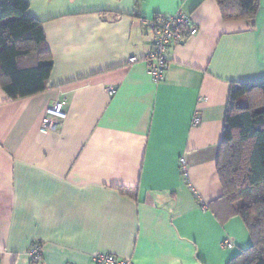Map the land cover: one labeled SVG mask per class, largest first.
I'll use <instances>...</instances> for the list:
<instances>
[{
  "label": "crops",
  "instance_id": "0c3cea01",
  "mask_svg": "<svg viewBox=\"0 0 264 264\" xmlns=\"http://www.w3.org/2000/svg\"><path fill=\"white\" fill-rule=\"evenodd\" d=\"M27 2L53 66L40 93L12 100L0 87V264H36L34 243L38 264H227L246 249L216 164L230 87L264 79V0L237 20L217 0ZM177 12L197 32L169 45L154 83L141 21ZM60 91L66 117L52 131L41 121Z\"/></svg>",
  "mask_w": 264,
  "mask_h": 264
},
{
  "label": "trees",
  "instance_id": "16d2710c",
  "mask_svg": "<svg viewBox=\"0 0 264 264\" xmlns=\"http://www.w3.org/2000/svg\"><path fill=\"white\" fill-rule=\"evenodd\" d=\"M217 2L225 20L252 19L257 9V0ZM28 9L27 0L0 1V87L12 100L44 91L53 66L42 22ZM216 170L221 198L251 241L227 264H264V79L230 87Z\"/></svg>",
  "mask_w": 264,
  "mask_h": 264
},
{
  "label": "built area",
  "instance_id": "2783aa9c",
  "mask_svg": "<svg viewBox=\"0 0 264 264\" xmlns=\"http://www.w3.org/2000/svg\"><path fill=\"white\" fill-rule=\"evenodd\" d=\"M1 1V0H0ZM142 25L144 28L151 32L153 35V46L151 51L145 57L148 73L154 83H158L164 75V72L168 64V48L172 42L183 41L184 38L190 37L196 34L197 27L192 22L188 15L181 12H177L173 16L155 15L151 18L142 19ZM135 57H130L129 62H134ZM108 91L112 93V88H108ZM67 93L60 91V97L46 109L45 116L42 118V127L58 131L62 124V121L66 117L67 106ZM200 123L198 116L193 117L192 126ZM180 173L188 181L189 175L188 167L184 157H180L178 161ZM222 246L228 248L233 247V243L224 239L221 242ZM28 255L33 263H40L42 260L41 246L38 243H34L28 250ZM95 264H130L129 261L119 259L110 254H98L93 257Z\"/></svg>",
  "mask_w": 264,
  "mask_h": 264
}]
</instances>
